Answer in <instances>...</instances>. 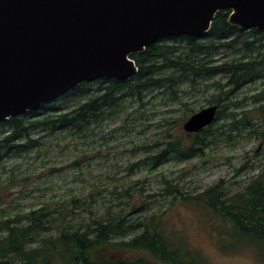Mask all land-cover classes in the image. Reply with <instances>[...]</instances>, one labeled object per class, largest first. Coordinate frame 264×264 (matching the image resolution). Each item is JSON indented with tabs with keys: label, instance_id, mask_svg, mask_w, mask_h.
<instances>
[{
	"label": "trees",
	"instance_id": "obj_1",
	"mask_svg": "<svg viewBox=\"0 0 264 264\" xmlns=\"http://www.w3.org/2000/svg\"><path fill=\"white\" fill-rule=\"evenodd\" d=\"M228 15L229 11L218 12L204 35L161 38L143 52L132 54L130 59L137 68L133 77L94 81L98 83L95 94L68 112L47 107L53 100L0 122L2 169L7 160L42 148L41 138L34 139V134L84 135L91 126L116 116L127 100L141 101L154 92L174 97L183 85L195 91L206 82L210 83L205 88L217 91L206 99L208 106H217L213 123L186 138L167 135L166 141L150 147L157 148L154 154L135 166L156 171L169 162L202 159L209 151L234 147L247 137L264 143V88L249 97V103L234 101L237 91L264 76V31L240 29L228 22ZM220 50L252 56L244 54L213 65L211 58ZM217 76L226 81L214 80ZM90 84L78 85L58 99L83 92ZM162 180L165 194L212 214L222 253L247 248L264 261V165L237 191L219 180L201 192L183 193L169 180ZM122 193L128 200L133 198L128 191ZM69 202V208L0 209V264H210L162 213H152L134 202L118 212L107 208L104 215H93L87 200L72 196ZM76 209L90 216L74 224ZM132 215L135 217L130 218Z\"/></svg>",
	"mask_w": 264,
	"mask_h": 264
},
{
	"label": "rangeland",
	"instance_id": "obj_2",
	"mask_svg": "<svg viewBox=\"0 0 264 264\" xmlns=\"http://www.w3.org/2000/svg\"><path fill=\"white\" fill-rule=\"evenodd\" d=\"M226 51L214 54L213 65L244 54L252 56ZM214 80L226 81L220 76ZM209 83L195 91L183 85L174 97L154 92L141 101L127 100L116 116L91 126L84 135L34 134V139L41 138L42 148L7 160L4 169L0 166V209L27 210L41 205L69 208L70 198L75 196L87 200L93 215H104L107 208L118 212L135 202L152 213H162L168 224L200 249L210 264H264L251 249L222 253L217 247V221L212 214L189 208L173 199V195L165 194L162 180V177L169 180L183 193L201 192L219 180L237 191L264 165L263 142L243 138L234 147L209 151L202 159L169 162L156 171L135 166L154 154L157 148L150 147L166 141L167 135L187 137L182 130L183 123L192 111L195 113L208 106L206 99L210 95L217 94L216 90L205 88ZM97 87L98 83L92 82L83 87V92L57 99L47 107H60L61 113L68 112L95 94ZM263 88L264 76L237 91L234 101L249 103V97ZM124 191L133 198L128 200ZM72 216L77 224L90 214L76 209Z\"/></svg>",
	"mask_w": 264,
	"mask_h": 264
},
{
	"label": "water",
	"instance_id": "obj_3",
	"mask_svg": "<svg viewBox=\"0 0 264 264\" xmlns=\"http://www.w3.org/2000/svg\"><path fill=\"white\" fill-rule=\"evenodd\" d=\"M240 29L264 31V0H0V122L83 83L137 73L130 56L166 37L208 32L218 12ZM217 106L182 125L195 134Z\"/></svg>",
	"mask_w": 264,
	"mask_h": 264
},
{
	"label": "flooded vegetation",
	"instance_id": "obj_4",
	"mask_svg": "<svg viewBox=\"0 0 264 264\" xmlns=\"http://www.w3.org/2000/svg\"><path fill=\"white\" fill-rule=\"evenodd\" d=\"M212 106V105H211Z\"/></svg>",
	"mask_w": 264,
	"mask_h": 264
}]
</instances>
